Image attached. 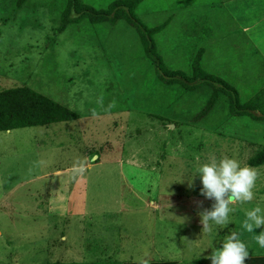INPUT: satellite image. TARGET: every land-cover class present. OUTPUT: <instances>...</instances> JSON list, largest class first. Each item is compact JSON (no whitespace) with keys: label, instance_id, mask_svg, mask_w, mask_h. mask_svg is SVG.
<instances>
[{"label":"rangeland","instance_id":"rangeland-1","mask_svg":"<svg viewBox=\"0 0 264 264\" xmlns=\"http://www.w3.org/2000/svg\"><path fill=\"white\" fill-rule=\"evenodd\" d=\"M113 1L83 0L97 9ZM172 1L142 0L137 13L147 25H158L172 19ZM65 3L27 0L19 8L17 0H0V90L30 86L80 115L0 131V264H211L204 257L233 231L250 256L264 255L254 239L264 226L254 232L241 226L246 211L264 209V164L247 163L264 145V121L235 117L224 96L208 123L195 121L210 85L182 96L179 84L173 91L159 87L133 25L124 19L92 23L90 17L65 24ZM160 32L156 39L167 46V31ZM242 38L239 33L211 41L203 67L247 95L264 87V65L254 53L241 67L251 55L237 50ZM230 41L239 44L234 57L242 53L237 66ZM188 46L194 50L196 39ZM236 67L261 76L245 83L248 76L236 78ZM225 155L258 171L254 199L231 205L230 222H210L205 232L201 213L214 200L201 194L197 169Z\"/></svg>","mask_w":264,"mask_h":264},{"label":"trees","instance_id":"trees-1","mask_svg":"<svg viewBox=\"0 0 264 264\" xmlns=\"http://www.w3.org/2000/svg\"><path fill=\"white\" fill-rule=\"evenodd\" d=\"M27 0H17L19 8ZM142 0H115L107 6L97 9L83 0H66L64 5V23L78 22L89 18L93 23L109 21L114 24L118 19H124L133 25L139 34L140 47L154 64L155 74L158 78L157 85H167L173 91L172 85L179 84L181 92L196 90L203 85H210L212 93L204 107L193 119L207 122V117L218 101L224 96L229 110L235 117L250 116L253 120L264 121V87L255 89L252 94L245 95L236 84H232L224 76L208 72L203 67L206 47H201L196 53L191 73L182 69H171L167 66L163 55L159 52L154 34L161 31L171 17L162 23L149 26L138 15L137 9ZM166 94L168 91L166 90ZM178 96V97H179ZM79 113L68 106L41 93L33 87L22 85L0 90V131H8L24 127L48 125L51 123L75 120ZM208 123V122H207ZM251 166L264 164V145L248 158ZM198 264H204L202 259ZM41 264H89L87 262L71 261L67 263L46 262ZM92 264H140V261L95 262ZM147 264H177L174 260H152ZM246 264H264V255L249 256Z\"/></svg>","mask_w":264,"mask_h":264},{"label":"crops","instance_id":"crops-1","mask_svg":"<svg viewBox=\"0 0 264 264\" xmlns=\"http://www.w3.org/2000/svg\"><path fill=\"white\" fill-rule=\"evenodd\" d=\"M197 1L173 0L171 2L172 19L168 27L162 31L163 33L167 31V46L165 39H156L158 32L154 34L158 50L169 68L182 69L191 73L193 60L199 47L207 48L215 39L231 37V34L235 38L239 33L243 38L237 50L251 54L245 57V63H242L241 67L250 61L246 59H252L254 53L261 58L264 65V0H201L199 4L191 5ZM177 4H182V8L177 7ZM192 39L197 41L194 50L188 46ZM244 41L246 45H243ZM238 45L233 41L228 43L229 50L232 52V61L236 66L238 58L242 55V53L236 54V57L233 55ZM223 49L221 48L220 51ZM220 51L216 50L214 53H220ZM166 54L169 56V61L166 59ZM177 61L179 63L183 61V63L176 64ZM234 74L238 79L248 76L245 83L249 82V84L261 76L259 72L250 73L246 68L238 67L235 68ZM251 74L258 77H249Z\"/></svg>","mask_w":264,"mask_h":264},{"label":"clouds","instance_id":"clouds-1","mask_svg":"<svg viewBox=\"0 0 264 264\" xmlns=\"http://www.w3.org/2000/svg\"><path fill=\"white\" fill-rule=\"evenodd\" d=\"M82 170V169H81ZM201 176L203 187L201 194L208 199L214 200L211 209L201 213L203 231L211 230L210 222L215 225L226 226L229 214L234 211L231 205L239 202L241 204L254 199V188L258 179V171L247 165L241 166L239 160L234 157L223 156L219 160L213 156L197 169ZM202 203V202H200ZM242 227L247 232H254L264 226V209L259 205L246 211ZM261 248H264V231H260L254 237ZM250 252L238 232L227 235L222 246L212 249L205 259L211 264H246ZM140 264H147L141 260Z\"/></svg>","mask_w":264,"mask_h":264}]
</instances>
